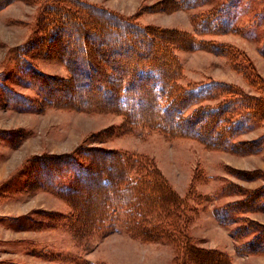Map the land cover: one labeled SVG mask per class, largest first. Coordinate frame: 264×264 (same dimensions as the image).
<instances>
[{"label":"rangeland","instance_id":"rangeland-1","mask_svg":"<svg viewBox=\"0 0 264 264\" xmlns=\"http://www.w3.org/2000/svg\"><path fill=\"white\" fill-rule=\"evenodd\" d=\"M79 1L141 27L187 35L176 39L183 48L171 47L180 63L176 84L186 89L218 82L232 89L213 87L205 99L183 111L184 118L223 108L224 102L239 98L236 93L243 102H264V0H184L192 7L172 12L164 11L165 3L181 0ZM43 3L16 0L0 9V264H133L146 255L126 231V214L113 215L101 227H84L86 218L72 214L70 195L44 185L37 190L41 183L36 182L44 176L53 181L62 175L57 182L69 187L71 158L84 166L86 160L99 164L102 151L138 158L132 165L136 173L157 176L155 170L185 199L177 214L171 212L174 216L148 218L155 228L177 237L176 246L223 252L231 264H264V255L244 249L256 231H264L263 198L257 192L264 188V117L246 113L247 126L229 122L225 129L218 127L226 144L210 146L206 139L215 131L210 124H195L192 132L172 138L156 127H139L115 107L82 105L84 98L74 88L77 79L84 80L85 68L67 64L62 45L61 57L30 60L34 70L22 75V47L38 32ZM224 14L227 20L218 17ZM230 112L225 116L232 121L244 117L242 108ZM73 200L78 204L84 199L77 195ZM228 208L234 211L230 215L224 211ZM187 247L176 252L178 263L199 264L188 258ZM171 248L160 243L157 252L147 250L145 257L150 264H167Z\"/></svg>","mask_w":264,"mask_h":264},{"label":"trees","instance_id":"trees-1","mask_svg":"<svg viewBox=\"0 0 264 264\" xmlns=\"http://www.w3.org/2000/svg\"><path fill=\"white\" fill-rule=\"evenodd\" d=\"M14 1L16 0H0V9ZM40 1L44 3L38 22V32L31 42L28 41L23 45L25 54L19 59V68L23 69L22 75L24 73L28 75L34 70L30 60L48 54L61 57L62 51L59 45H62L66 56L62 58L67 64L81 63L85 68L84 80L77 79L74 88V91L79 90L77 96L84 98L79 101L82 105L115 107L128 117H132V122H136L139 127H156L162 134L172 138L176 134L192 132L195 124H210V127L215 129L210 138L206 139V144L210 146L226 144V141L223 143V132H220L218 127L225 129L229 122L234 123L237 128L247 126L250 118L246 119V113L252 115V118L264 117V102L262 103L260 99H253L254 102L251 103L243 102L242 94L236 93L239 98L224 102L223 108L211 109L203 116L198 113L190 118H184L183 111L205 99L213 87L232 89L218 82L195 83L186 89L176 84L175 76L180 69V63L171 47L183 48V43L176 39L187 37L186 34H177L174 29L141 27L133 19H125L79 0ZM191 7V3L186 4L184 0L176 3L169 1L165 3L164 11L172 12L178 8L186 10ZM218 17L225 20L229 18L225 14ZM214 21L215 19L211 22ZM76 46L78 52L74 51ZM169 46L172 53L169 51ZM96 63H99L101 68H97ZM107 87H110L109 91L106 90ZM94 95H98L99 99H92ZM50 103H53V100H50ZM233 108H242L244 117L236 121L227 119L225 114H233L230 112ZM195 133L199 134L197 131ZM230 138L231 136L225 137V140ZM98 153L101 155L99 164L86 160L87 165L84 166L74 162L73 158L68 162L72 165L68 169V174L74 186L71 185L72 183L69 187L58 183L62 175H58L53 181L45 179L44 176L36 182L41 183L37 190H44L46 187L45 189H51L56 194L70 195L69 201L74 207L72 214L82 219L86 218L84 227L93 226V229L101 227L106 222L113 221L117 214H126L128 219L125 220L124 226L132 238L143 243H169L174 248L173 264H179V255L176 252L183 253L187 245L176 246L177 237L162 228H155L153 223L148 222V218H150L149 214L174 216L175 214L171 212L175 211L177 206L183 205L185 199L178 197L154 169L157 176L148 171L144 174L136 173L132 165H136L138 158L133 160L116 152ZM247 153L253 152L249 150ZM63 158L62 160L65 161L66 157ZM97 165L101 166L98 168ZM97 171L100 177L95 178ZM98 180L99 184H97ZM257 192L261 193L259 198H263L264 205V188ZM190 194L191 191L187 197H190ZM77 195L84 199L78 204L73 200ZM90 202L93 203L92 206ZM224 211L227 215H230L229 212H234L229 208ZM173 216L170 215L168 219ZM231 220L232 218L227 223H222L223 226H228ZM256 233L252 242L244 249L249 253L264 255V231H256ZM187 251L188 258L198 259L199 264L201 262L231 264L229 256L223 252L195 248L192 245L187 247ZM240 253H242L241 249Z\"/></svg>","mask_w":264,"mask_h":264},{"label":"crops","instance_id":"crops-1","mask_svg":"<svg viewBox=\"0 0 264 264\" xmlns=\"http://www.w3.org/2000/svg\"><path fill=\"white\" fill-rule=\"evenodd\" d=\"M131 240L135 241L139 245H141L142 253H140V254H142V255H144V254L149 255L150 253H144V252H147V250L148 251H155L156 250V252H157L158 245L160 244V243H143V242L136 240L134 238H131ZM169 253H170V256L167 260V264H173L174 252H173L172 248H171V251ZM146 255L136 258L134 260L133 264H144V263L150 264L151 261L148 262V260H150V259L148 257H145ZM142 260H143V262H142Z\"/></svg>","mask_w":264,"mask_h":264}]
</instances>
